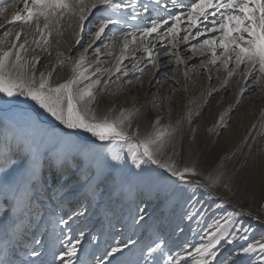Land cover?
<instances>
[{
	"label": "snow or ice",
	"instance_id": "snow-or-ice-1",
	"mask_svg": "<svg viewBox=\"0 0 264 264\" xmlns=\"http://www.w3.org/2000/svg\"><path fill=\"white\" fill-rule=\"evenodd\" d=\"M158 6L159 0H155L152 12H156V15L150 14V18L140 19L143 14L139 9L143 8L144 13H149V5L140 4L138 0H0V17H4V23H0V30L8 27L0 36V96L3 97L0 99V105H12L17 98L24 97L26 99L23 103H27L28 100L34 102L39 109L66 129L83 130L100 142H111L112 145L119 143L121 147L126 144L132 163L137 168H140L142 163L155 165L164 170L170 178H174L173 183L195 185L207 191L209 187L219 184L221 177L209 176L206 178L207 183L188 179L189 176H198L200 173L187 164L178 166L173 159V156L179 155L174 146L176 129L171 125H161L159 116L152 121L150 130L141 133L139 127L132 128L133 121L141 114V108H146L147 104L154 103V100L146 101L140 108L135 105L130 108L118 107L112 101L102 114L95 105L98 104V95L108 93L115 96L123 90L119 82L127 72L125 59L129 55L132 58L136 57L133 45H139V50L146 54L147 62L151 64L153 69L149 77L151 81L154 73L160 69L158 55L154 52L157 41L165 46L170 45L164 55L175 56V62L182 64L185 61L181 58L179 46L197 38L198 42L191 44L190 51L194 57L202 59L201 67L207 70L211 65L217 72L222 71L226 74L223 78L217 76V79L221 80L220 87H227L231 78L237 75L244 82L245 86H241L237 93L236 105L242 99L243 93L251 90L247 87L249 83L264 93V0H170V3L165 0L163 8L176 11L175 14L172 11H165L163 15L157 12ZM129 8L134 13L130 15V19L139 20L136 26L128 23L129 14L124 10ZM17 24L19 27L15 26ZM141 24L143 27H140ZM118 26H126L130 30L120 31ZM133 28L134 30H131ZM118 31L120 35L117 45ZM65 33H70V38L74 41L67 48L69 53L83 44L75 59L71 55L65 56L64 52L56 48L62 42ZM98 43L101 46L98 47ZM117 47L118 52L114 51ZM53 49H56L54 63L49 60L45 65V68L50 70L40 71V62L45 56L52 57ZM173 49L177 51L173 52ZM90 51L95 54L92 63L88 61ZM103 53H107L109 58L114 57L111 66L94 67L102 64ZM144 59L145 57L141 56L132 64L134 72L141 75L145 73V68L140 66ZM66 62L70 63V75L60 83H53L52 77L57 68H63ZM105 73L108 78L102 79ZM184 75L185 78L188 77V73ZM136 83L143 87L141 76L136 77ZM112 84L117 85L116 92H109ZM215 91H218V88L209 89L208 97ZM207 102L206 98L205 106ZM193 115L189 108L185 119L190 125ZM261 116L264 117V109H261ZM222 121L223 113L217 123L220 124ZM29 123L31 118L27 112L20 113L13 121L14 125L20 126ZM180 123V120L176 121L177 125ZM191 130L195 132L194 128ZM259 134L264 135V120L261 121ZM170 144L174 150L168 155L167 149ZM121 158L119 150L112 151L113 161H119ZM70 161L76 167H80V162L74 155L70 157L60 151L37 149L20 157L18 151H13L11 146L0 150V168L5 169L0 174V187L13 194L12 198L16 203L13 205L12 215L14 216L16 212H31L35 195L39 187L45 183V168L52 172L55 182L56 174L67 171ZM14 170L18 171V175L12 174ZM92 179L89 173L85 176V183L90 184ZM224 187L232 190L231 184H225ZM260 207L264 209V203ZM250 215L247 210L236 209L232 215L226 213L224 217L214 219L209 225V230H206V238H210L208 242L186 251V256L192 258V264H215L222 242L233 245L240 229L245 233L253 231L250 227L236 225L234 222L237 218ZM251 218L258 223L261 222L258 216ZM138 219L143 221V209ZM59 223L67 226L68 220L61 219ZM9 224L10 220L5 221L0 238V251L3 253L0 264H25L14 259L21 245L18 239L13 243V239L9 238ZM213 227L214 232L211 231ZM229 227H235L237 231H227ZM18 230H20L18 225H12L11 236L15 237ZM83 236V232L75 239L65 235L64 241H60L64 243V249L54 259L61 264H73L74 260L76 264H85L83 260H76L78 246ZM248 238L245 235L240 236V239L245 241ZM135 243L132 239H129L127 244L118 243L107 250L102 259L97 258L95 264L105 262L112 264L110 257L122 254L129 245L134 246ZM33 245L30 248L25 245L27 254L39 257L42 253L37 251L35 246L42 245V240L34 238ZM256 247L261 253L260 264H264V233L259 240L247 243L237 252L230 254L223 264H229L233 255L254 252ZM160 248L161 244L149 247L143 264H148V256ZM193 252L196 253L195 257ZM173 260L176 264H181V258L173 255H168L164 264H173ZM40 264H44V261H40ZM120 264L125 262L121 261ZM183 264L187 262L184 261Z\"/></svg>",
	"mask_w": 264,
	"mask_h": 264
},
{
	"label": "rangeland",
	"instance_id": "rangeland-1",
	"mask_svg": "<svg viewBox=\"0 0 264 264\" xmlns=\"http://www.w3.org/2000/svg\"><path fill=\"white\" fill-rule=\"evenodd\" d=\"M138 3L148 4L149 14L151 13V16L156 15V12H152L155 0H138ZM164 3L165 0H159L157 12L163 15L165 11H172L175 14L176 10L164 9ZM168 3H170V0H168ZM124 11L129 14L128 20L130 15L134 14L130 8ZM139 11L144 13L143 8H140ZM118 27L120 31H123L122 29L125 26ZM119 34L118 31L117 37ZM69 39L72 40L70 33H65L62 42L56 48L64 52L69 46ZM86 39L87 37L85 41ZM53 43H55V38ZM97 46L99 47L101 44L98 43ZM169 46L163 47L161 52L157 53L160 69L162 70L157 77L158 79H154L156 81L151 83L152 86L156 84L166 85L165 93L163 90H154L153 88L144 95L147 101L152 102L154 100V103H151L149 108V124L151 126L152 121L159 116L161 125H171L172 128L176 129L174 146L175 151L179 152L177 156L179 160L188 158L189 153L186 150L190 146L187 144L188 141L206 145L208 140L216 138L218 140V151L214 153L212 161L214 163H216V160L218 161L223 175L221 174L222 183L217 187H213V189L216 191L215 193L225 195L227 201L219 196L208 199L203 195V190L197 186L187 190L183 194L184 200L178 202L177 207L179 216L177 226L179 229L176 232L180 230L183 232L180 234L183 239L180 246L176 247L168 243L158 232L153 231L152 238L145 247L146 250L139 252L134 248L136 246L135 243L134 246L129 245L127 250L123 251L126 259L125 263L137 264V262H140V264H143L144 258L148 254V248L161 244V248L157 252L148 256V264H164L168 255L179 256L181 264H183L186 257L187 264H192V258L187 257L185 253L201 243L208 242L210 238H206V230H209V225L213 223L214 219L224 217L226 213L232 215L234 210L239 208L251 213L250 217L258 216L261 220L260 223L244 218L247 216L235 219L236 225L243 224L245 227L253 229V231L245 233L243 229H240L233 245H228L226 242H222L219 245L215 264H223L225 258L230 254L237 252L239 248L246 246L247 243L259 240L261 234L264 233V209L260 207L264 203V135L259 134L261 132V121L264 120V117L261 116V109H264V93L249 83L247 87H250L251 90H246L239 104L236 105V96L239 88L245 86L240 76L232 77L227 87H220L221 80H218L217 76L223 72L212 70L209 72L211 79L208 78L209 80H206L207 74L201 67L202 60H196L193 66L185 65L181 67L179 64H175V66H173L174 64H169L164 56V52L167 51ZM82 47L83 44L77 46L72 54L81 51ZM52 51L53 56L51 58L54 63L56 49ZM105 54L107 55V53L101 55L102 64L94 65V67L102 66L107 68L111 66V58L105 57ZM190 54L192 52L187 51L180 55L185 57ZM145 55L142 52L138 53V56L145 57L140 65L145 68V73L141 75L139 72L133 71L131 74L127 72L126 75L122 76L121 82H119L123 90L115 96L105 93L106 97L115 98V100L118 98L121 100L127 98L129 100L132 97L130 88L136 87V77L141 76L143 80L147 74L153 72L152 66L147 62ZM49 58L45 56V59L40 63H43V65L48 64ZM94 60L95 54L90 51L88 53V61L92 63ZM208 68H211V65ZM65 69V66L57 68L53 75L57 80L55 83L62 82L58 78L61 73L66 71ZM126 69H132V65ZM185 73H188L187 78H185ZM106 75L107 73L103 77ZM220 77L223 78V76ZM112 79L114 80L115 77H112ZM127 81L132 83L129 84ZM205 81L212 88H218V91H215L208 99L206 107H204V104L199 107L206 90ZM192 85L195 86L194 89L191 88ZM116 91L117 85L112 84L109 92ZM164 95L166 96L164 97ZM121 100L117 102L119 103ZM27 103L50 124L46 122L39 124L27 109L16 110V115L6 118L0 125V150H4L6 146H11L13 151H18L20 157L37 149L40 151H60L67 153L70 157L74 155L80 162V167H76L70 161L67 171L56 174L55 182L52 172L45 168V183L42 187H39L31 205L30 213L16 212L13 216V208L8 213L5 205L13 194L11 191H5L3 187H0V227L3 229L5 221L9 220L11 221L9 232L12 229V225L19 226L20 230L17 232L22 236L18 240L20 242L24 239L25 242L23 244H21L22 241L20 242L21 247L18 249L14 259L18 261L19 259H25V264H40V261H44V264H61L60 261L54 259L64 249V243L60 241H64L65 235L75 239L83 232L84 236L78 246L76 260H83L85 264H95L96 259H102L106 251L110 250L111 247L116 246L120 242L127 244V241L133 238L132 234H136L133 229L135 223L139 221L141 209H143L144 217L149 216L154 211L159 200V195H156L157 187H161L159 183L161 180L166 179L168 174L165 172L160 173L159 168L155 165L150 166L151 164L147 163H142L141 167L137 168L132 163L126 144L122 147L118 144L117 149L111 142L94 144L96 139L87 132L90 140L88 142L95 146H87L86 149L85 147H79V143L77 145L76 140L71 135H68L70 133L69 129L64 128L53 117L44 113L34 102L28 100ZM232 105L236 106L230 107ZM189 108L194 113L191 125L185 119V114ZM22 112L30 114L31 123L23 126L14 125L13 121ZM197 112L199 113L198 115L195 114ZM222 113L226 126L220 128L219 125L221 124L217 122L220 120ZM177 120L181 122L179 125L176 124ZM193 128L195 129L194 133L191 130ZM253 137H255V140H253ZM207 149L211 150L209 143ZM113 150L121 152L122 158L119 161L111 159ZM173 150L172 147V152ZM237 161L242 163L235 166L234 164H237ZM4 171L5 169L0 168V174ZM89 173L93 177L90 184L85 183V176ZM12 174L18 175V171L14 170ZM225 184H231L232 190L229 191L225 188ZM71 197L74 198L72 199ZM201 201L202 209L201 211H196ZM75 203L78 206L77 212L79 213L76 218L72 217L71 219L70 217L73 214L70 212V207ZM6 213L9 215H5ZM93 214L94 217H91ZM96 214L101 215L100 221L99 217L95 218ZM86 217L87 221L95 218L98 222H93L92 227L88 229L87 225L82 223ZM61 219L68 220V225H61L59 223ZM247 220L250 222L247 223ZM221 223H223L222 220ZM139 230L145 231L146 229L141 227ZM211 231L214 232L215 227ZM227 231L235 232L237 228L229 227ZM241 235L249 238L246 241L242 240L240 239ZM34 238L42 240V245L35 246L37 251L42 253L39 257L27 254L25 248V245L29 248L34 246ZM138 252L139 254H137ZM260 255L259 248L256 247L252 253L239 256L233 255L229 264H233V261L235 264H260ZM193 256H196L195 252H193ZM73 264H76L75 260ZM173 264H176L175 260H173Z\"/></svg>",
	"mask_w": 264,
	"mask_h": 264
},
{
	"label": "bare ground",
	"instance_id": "bare-ground-1",
	"mask_svg": "<svg viewBox=\"0 0 264 264\" xmlns=\"http://www.w3.org/2000/svg\"><path fill=\"white\" fill-rule=\"evenodd\" d=\"M142 14L143 15L141 16L140 19L149 18L151 13L150 14L149 13H142ZM10 15H11V10H9V13H8L9 18H10ZM0 23H4V17H0ZM128 23L136 26L137 24H139V20L132 21L131 19H129ZM15 26L19 27L18 24L15 25ZM140 27H143V25L141 24ZM5 30H8L7 26H6V28L4 30H0V36L3 35V31H5ZM122 30L123 31H129L130 29H128L125 26L124 29H122ZM131 30H134V28L131 29ZM109 34L111 35V33H109ZM119 35L117 37V45L119 44ZM129 39H131V38H129ZM198 39L199 38H197V40H192L188 44H183L182 43L179 46V49H178L179 53L183 54V53H185L187 51L189 52L191 44H193L196 41H198ZM73 43H74V41L69 39L68 45H71ZM156 43H157V47L154 49V52L157 54L158 52H161V49L163 47H165V45L163 43H160L159 41H157ZM138 47H139V45H137V46L133 45L132 46L133 51L136 52V57L132 58L131 55H129V57L127 59H125L124 64H125L126 68L128 66H131L133 63L136 62L137 59L140 58V56H138V53H141V52L138 49ZM114 51L118 52V47L115 48ZM175 51H177V49H173V52H175ZM73 52L69 53L67 51V48L64 51L65 56L71 55L73 57V59H75L76 54H77L78 51L76 52V54H72ZM37 54H38V52H37ZM105 57H107V55ZM165 57H166L167 62L169 64H174L173 66H175V64H177L175 62V56H171V57L165 56ZM181 58L185 61V63L179 64V66H181V67H183L185 65L193 66L195 64L196 60H202L199 57H194L193 54H190L188 56L181 57ZM49 59L53 60L51 57ZM113 60H114V57H111V62ZM45 65H43V63H40L39 70L40 71H48V70H50V68L46 69ZM85 66H87V65H85ZM65 68H66L65 69L66 71L61 73L59 78H58V79H60V81H63L65 79H67L68 76L70 75V63L66 62ZM126 70H127V72L129 74H131L133 72L132 69H130V70L126 69ZM161 70L162 69H159L158 71H156L154 73L155 77L152 78L151 81H149V77H150V75H152L153 72L147 74L143 78V82H144L143 83V87H140L139 84H136V87L130 88L131 89L130 90L131 91L130 95H132V97H130L129 100L127 98L124 99V100H121L118 97H117L118 99L115 100L114 97H113L114 99H110L109 97H106L105 94L103 96L98 95V104L95 105V106L98 107V110H99V112L101 114L103 113V111L106 110V108L108 106H110V103L112 101H114L118 107L130 108L133 105H135V107L140 108L141 105H144L145 102L147 101L144 98V95H145L146 92H149V91H151L154 88V90L155 89L163 90L164 93H165V91L167 89L166 85H163V84L158 85V84H156L155 86L153 85L154 87L151 85L152 82L156 81L154 79H158L157 77L160 74ZM203 70L207 74L206 75L207 78L205 77L206 80H209L208 78L210 77L209 76V72L210 71H212V70L216 71V69L213 66H211V68H207V70L205 68H203ZM224 75H225V73H221V75L219 74V76H224ZM107 78H108V75H106L102 79H107ZM56 81H57L56 77H52V82L55 83ZM205 83H206V90L204 92V96H203L202 100L199 103V107L203 106L204 101H205L206 98L208 100L215 93V92H213L212 95L210 97H208V95H207L208 91H209V89H212V87L208 85L207 81H205ZM191 88L194 89L195 86L192 85ZM165 96L166 95H164V97ZM0 99H3V97L0 96ZM25 99L26 98H24V97H19V98H17V101L14 104H12V105H0V125H1L2 121L5 120L6 118H11L13 115H16V113H17L16 110H19V109H22V110L23 109H27V111L30 112L31 116L33 115L35 121L38 122L39 124H44V122L50 124L49 122L44 120V118L38 112H36L32 107H30L28 105V103H23V101ZM119 100H121V101L118 103L117 101H119ZM150 105H151V103H148L146 108H141V114L133 121V124H132V128L133 129H135L136 127H139L141 133H143L146 130H150V128H151V126L149 124L150 123L149 122V116H150L149 115V108H150ZM204 107H206V106H204ZM220 124H221V125H219L220 128L221 127L222 128L225 127L224 120ZM70 133H73L71 136L76 140L77 145L79 143V147H85V149H86L87 146H95L92 143L90 144V142H88V141H90L89 137H88L87 133L84 132L83 130H70ZM84 141H86V143H84ZM97 141L94 140V144L95 143L96 144H100L101 143L100 141H98V142ZM208 141L206 142V145H202L200 143H194L193 141H188L187 144L190 145L189 149H186L187 153H189L188 154V158H181L179 160L177 158V156H173V159H175V161L177 162L178 166L182 167L185 164H187L188 166H193L196 169V171L198 173H200V175H198V176H189L188 179H190V180H193V181H197L198 180V181H201L203 183H207V180H206L207 177H209V176H217V175H219L221 177V174L223 175L222 168H221L220 164L218 163V161L216 160V163H214L212 161L213 160L212 157L214 156V153L216 151H218V148H217L218 140L216 138H214V139L212 138L211 140H208ZM208 143L211 146V150L207 149ZM118 144L114 145L115 149H117ZM174 145H175V139H174ZM172 147H173V145L170 144L168 149H167V154L168 155L172 154ZM241 163H242L241 161H237V164H234V165L237 166L238 164H241ZM150 166H152V165H150ZM159 170H160L159 171L160 173H162V172L164 173V170H162V169H159ZM173 180H174V178H170L168 175H167L166 179L161 180V182L159 183V185L161 187H157L158 191H156V195H159V200H158L157 205L154 208V211L149 216H147V217L145 216L146 218L144 217L143 221H140L138 219L139 221H137L135 223L133 231H135L136 234H132L133 238H131V239L136 242V246H134V248L137 249L139 252H141V250H146L145 247L147 246L148 241L152 238L153 231L158 232L160 234V236L163 237V239H165L168 243H170L172 245H175L176 247H179L181 242H182V240H183L180 237V234L183 233V232H181V230L176 232V230L179 229V227L177 226V223H178L177 220H178V217H179L178 216V208H177L178 207V202H181V200H184V197H183L184 195L183 194L187 190H189V189L191 190L195 185H182V184H179L178 182L177 183H173ZM221 183H222V177L220 179V183L217 184L215 187H217ZM198 188L203 190V192H204L203 195L206 198H208V199H211V198L219 196L223 200L227 201V199L225 198L226 196L225 195L223 196L222 193H215L216 191L213 189V187H209L207 191H205V189H203V188H200V187H198ZM71 198L73 199L74 197H71ZM70 202H71V199H70ZM70 208H71L70 212L73 214V216H71L70 218L71 219H72V217L76 218L78 216V213H79V212H77L78 211V206H76V203H75V204H72ZM201 209H202V201H201V203H200V205L198 207V210H196V211H201ZM87 217H86V219L84 221H82V223L83 224L85 223V225H87L88 229L92 227L93 222H95V221L98 222V220H95L96 217H99V221L101 220L100 219L101 215H99V214H96L95 218H91L90 219L91 221H87L88 220ZM91 217H94V214L91 215ZM244 218H247L248 220H252V219H250L251 218L250 216H247V217H244ZM248 220H247V223L250 222ZM262 222H263V220H262ZM0 223H1V221H0ZM0 226H1V224H0ZM141 227L145 228L146 230L145 231L139 230ZM3 231L4 230L0 227V238H2L1 235H2ZM18 234H19L18 232L15 233V237ZM175 234H176V236H175ZM10 237H12V236H10ZM15 237H12V238H15ZM179 238H181V239H179ZM107 239H109V238H107ZM21 241H20L21 244H23V242H25L24 239H22ZM139 252L137 254H139ZM1 254H3V253H1ZM1 256L2 255H0V257ZM109 259L112 260V264H120L121 261L126 262L124 253L123 254H117V255L115 254L114 258L110 257ZM184 260L186 261V257H185ZM19 261L24 262L25 259H22V260L19 259Z\"/></svg>",
	"mask_w": 264,
	"mask_h": 264
}]
</instances>
